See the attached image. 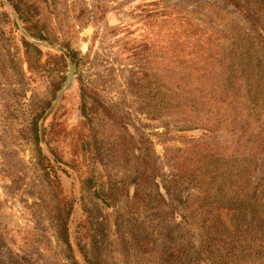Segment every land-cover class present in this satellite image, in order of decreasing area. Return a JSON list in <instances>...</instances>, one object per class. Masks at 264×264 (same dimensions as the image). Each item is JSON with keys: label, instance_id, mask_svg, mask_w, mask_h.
Returning <instances> with one entry per match:
<instances>
[{"label": "rangeland", "instance_id": "374dc122", "mask_svg": "<svg viewBox=\"0 0 264 264\" xmlns=\"http://www.w3.org/2000/svg\"><path fill=\"white\" fill-rule=\"evenodd\" d=\"M17 1L0 0V264H69L51 219L57 202L34 141L24 136L34 111L51 106L39 121L42 149L75 201L69 229L80 264L87 263L79 244L89 259L118 264L123 234L133 264H264V157L251 166L246 159L236 162L235 136L205 137L195 128L198 112L187 107L198 96H219L197 85L212 88L225 74L227 45L217 33L240 15L225 0H27L40 14L25 24L13 7ZM35 33H44L47 41H35L51 48L34 42L40 50H27L24 43ZM67 45L79 53L78 67L64 64L60 49ZM152 49L159 53L158 70L151 68ZM81 87L92 90L120 124L102 113L91 124L82 112ZM166 94L178 100L179 110L166 108ZM254 115L264 121V112ZM202 142L233 157L239 171L249 167V178L232 172L229 186L212 195L179 182L181 152ZM140 147L152 149L150 157ZM150 159L159 188L152 186L148 205L133 209L131 195ZM160 191L169 205L162 206ZM205 202L216 227L214 249L201 263ZM147 238L152 250L143 257L139 243Z\"/></svg>", "mask_w": 264, "mask_h": 264}, {"label": "trees", "instance_id": "16d2710c", "mask_svg": "<svg viewBox=\"0 0 264 264\" xmlns=\"http://www.w3.org/2000/svg\"><path fill=\"white\" fill-rule=\"evenodd\" d=\"M225 1L241 17L240 19L230 17L231 20L227 27H224L221 32L217 33L218 36L223 37V41L227 45L225 74L218 79L219 83L217 82L212 88L206 84H202L201 86L197 85V88L204 92H209L211 89H214L219 92V96H214L216 98H211L209 96L211 94L198 96L197 98L187 100V107L190 106L193 111L195 110L196 113L198 112L201 122H199L195 128L202 130L206 135L205 137H214L220 133L235 136L236 141L231 149L234 150V155L237 159L236 162H239L241 159H246V161L250 162L251 166L257 160L264 157V121L260 122L259 119H254L256 111L260 110L264 112V0ZM13 7L18 15V20L25 24L30 23L33 17L40 14L39 8L35 4L29 3L27 0H18ZM183 21L185 22L186 19ZM183 25L182 23V26ZM184 26L187 27L188 25ZM171 30H174V28ZM29 38L31 42H25L24 46L27 50L33 52L40 50L39 47L34 44L35 40H42V42L47 41L44 33H35ZM60 50L65 53L62 55V60L65 65L71 62L78 67L79 53L72 50L68 45ZM157 53L155 49H152L151 56L153 61H151V68L153 70H155L156 67L157 70L159 69L158 67L161 68V66L154 63V60L156 61V58L159 57L156 55ZM169 89L178 90L176 87L174 89L172 86ZM81 90L83 100V105L81 106L82 112L84 117L91 124L96 118L100 117L101 113L105 115L112 124H120L116 115L112 113L92 90L84 87H81ZM162 90L166 93L167 88L163 87ZM177 101V99H169L167 94L165 99H163L166 108H177V110H179L180 106H177L175 103ZM208 103H211L212 106H210V104L207 105ZM53 107L54 106H51L50 109L49 107H44L42 110L34 111L35 113L29 133L24 136L26 139L28 138L34 141L44 180L50 189L52 197L57 202L51 213V219L55 225L58 240L65 247L69 264H80L75 254L69 229V220L73 212L75 201L73 197L68 196L64 192L62 186L63 181L59 178L58 172L55 171L52 165V159L48 158L43 153L42 149V138L45 132L39 127V121L40 119L45 120L47 117L45 113H47L48 109L51 111ZM258 117L262 118L260 115H258ZM95 147L96 154L102 156L101 148H99L98 145ZM151 150L152 149H149V147L139 148V151L144 153L146 157H150L149 154H151ZM192 150L193 152H190ZM192 150L181 152L186 157H183V163L179 166V173H177L179 176L178 179L179 182H189L202 188V190L204 189L207 195H212L211 193H213L214 189H224L226 186H229L226 185V182L232 172L236 173V175L242 174V178L245 176L249 178L251 174L249 167L245 169V172L239 171L235 161H232L233 157L222 155L221 149H218L219 153L216 152L214 147L205 142L195 145ZM50 153L55 161L61 160L58 159L57 154L53 151H50ZM64 164L67 166L69 165L67 163ZM241 164L243 163H238V165ZM216 165L217 168H215ZM147 168V173L145 172L143 178L137 183L131 195L130 206L133 209L148 205L152 198V186L154 187V185H156L159 188V184L154 178L156 169L153 165V159L148 160ZM84 182L89 189H94L92 179H87ZM241 186L248 189V185L246 184ZM102 196L95 193L94 198H102ZM159 198L162 201V206L169 205L167 197L161 191ZM209 210L210 204L209 202H205L204 215L201 218L205 219V221H203L205 226L203 229L206 232V238L201 245L202 251H200L199 254L201 263H208V261L204 259V252L214 249V239L211 234L216 226L213 225L210 220L211 216ZM119 229H121V227H119ZM124 236L123 234L121 238L122 248L118 253V264H133L130 243ZM152 245V242L148 240V238L146 241L139 243L143 257L150 255ZM78 247L87 264H112L107 258L102 259L100 257H95L89 259L80 244ZM175 250L178 251L180 255L185 256L184 249L180 250V248L176 246Z\"/></svg>", "mask_w": 264, "mask_h": 264}, {"label": "water", "instance_id": "95a60500", "mask_svg": "<svg viewBox=\"0 0 264 264\" xmlns=\"http://www.w3.org/2000/svg\"><path fill=\"white\" fill-rule=\"evenodd\" d=\"M37 45L45 47V48H51L50 46H48L47 44H44L42 42L39 41H34ZM73 73H74V67L70 66V76H69V80H71L73 78Z\"/></svg>", "mask_w": 264, "mask_h": 264}]
</instances>
